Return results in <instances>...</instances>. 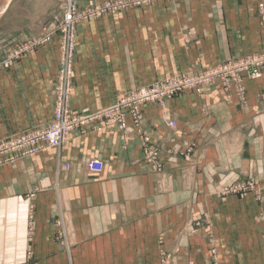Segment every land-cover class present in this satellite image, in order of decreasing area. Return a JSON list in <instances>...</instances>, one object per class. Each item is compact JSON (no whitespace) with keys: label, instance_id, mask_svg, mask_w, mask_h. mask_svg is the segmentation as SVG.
I'll return each mask as SVG.
<instances>
[{"label":"crops","instance_id":"obj_1","mask_svg":"<svg viewBox=\"0 0 264 264\" xmlns=\"http://www.w3.org/2000/svg\"><path fill=\"white\" fill-rule=\"evenodd\" d=\"M63 1L0 0V59L43 33ZM263 48L264 0L108 12L76 25L70 106L101 109L129 89ZM57 64L53 35L0 69V139L50 119ZM242 84L241 95L215 83L144 103L140 134L130 119L124 130L79 127L60 147L1 165L0 264H264V73ZM91 158L101 172L86 169Z\"/></svg>","mask_w":264,"mask_h":264},{"label":"built area","instance_id":"obj_2","mask_svg":"<svg viewBox=\"0 0 264 264\" xmlns=\"http://www.w3.org/2000/svg\"><path fill=\"white\" fill-rule=\"evenodd\" d=\"M175 0H101L83 8L75 0H64L61 15L39 35L27 34L22 40L9 46L0 59V69L48 42L53 35L58 37V64L52 88L53 111L50 119L39 127L27 128L0 139V166L18 158L29 156L46 147H60L66 137L79 127H97L116 125L126 128V121L140 128L142 126L141 106L147 102L163 103L184 91L201 92L204 86L219 83L225 91L234 89L239 95L243 92L244 77L256 79L264 73V48L260 51L239 55L189 73L166 77L148 85L127 90L110 105L96 110L83 107L73 111L70 106L72 90L73 56L75 50L76 25L81 21L98 18L108 12H121L130 8L149 6L156 3ZM169 126L176 125L175 120L168 121ZM148 136H143L142 147L146 160L155 171L160 170L157 162L158 151L150 146ZM61 169L69 164L62 163ZM90 172H101L104 163L101 159L91 158L85 162ZM252 185L246 181L232 191H244Z\"/></svg>","mask_w":264,"mask_h":264}]
</instances>
